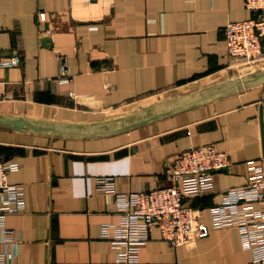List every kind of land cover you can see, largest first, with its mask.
<instances>
[{
	"label": "crops",
	"instance_id": "0c3cea01",
	"mask_svg": "<svg viewBox=\"0 0 264 264\" xmlns=\"http://www.w3.org/2000/svg\"><path fill=\"white\" fill-rule=\"evenodd\" d=\"M251 16L245 0H0V59L21 55L18 64L0 65V112L100 121L160 93L237 77L252 68L229 55L225 28ZM263 133L264 84L105 137L0 126V155L20 166L8 181L25 192V207L6 218L17 256L0 264H123L100 235L122 213L98 177L113 176L119 193L168 185L180 151L212 143L231 164L215 173L212 191L191 199L209 223L222 192L247 184L250 161L264 158ZM139 246L137 264H259L237 227H211L177 247L155 227Z\"/></svg>",
	"mask_w": 264,
	"mask_h": 264
},
{
	"label": "built area",
	"instance_id": "2783aa9c",
	"mask_svg": "<svg viewBox=\"0 0 264 264\" xmlns=\"http://www.w3.org/2000/svg\"><path fill=\"white\" fill-rule=\"evenodd\" d=\"M253 16L229 21L225 28L228 53L248 68L264 65V0H245ZM46 19L45 11L39 12ZM64 57V58H63ZM62 80H68L66 56H62ZM21 55L0 59V65H15ZM231 164L228 152L215 144L192 145L180 151L169 168L170 184L130 193L116 190L113 176L98 177L99 190L115 195L121 210L119 222L101 225L100 235L115 248L116 261L137 264L139 243L150 239L155 227L172 246L187 243L209 234L211 227H237L242 245L251 251L254 261L264 264V158L250 161L247 184L222 192L219 203L209 208L210 222L202 220V211L191 199L215 187V173ZM20 168L17 162L0 155V263L12 262L17 256V240L6 225L9 214L25 207L24 186L11 184L9 173Z\"/></svg>",
	"mask_w": 264,
	"mask_h": 264
},
{
	"label": "water",
	"instance_id": "95a60500",
	"mask_svg": "<svg viewBox=\"0 0 264 264\" xmlns=\"http://www.w3.org/2000/svg\"><path fill=\"white\" fill-rule=\"evenodd\" d=\"M264 84V65L234 78L174 96L136 111L92 122H69L0 112V126L53 137L98 138L129 132L183 111ZM263 128V120H262ZM263 130V129H262ZM264 144V133H263Z\"/></svg>",
	"mask_w": 264,
	"mask_h": 264
},
{
	"label": "rangeland",
	"instance_id": "374dc122",
	"mask_svg": "<svg viewBox=\"0 0 264 264\" xmlns=\"http://www.w3.org/2000/svg\"><path fill=\"white\" fill-rule=\"evenodd\" d=\"M254 68V67H253ZM252 68V69H253ZM175 94L176 93H173L172 95H174L175 96ZM180 94H183L182 92L180 93ZM180 94H176V95H180ZM169 94H166V93H160V94H157V96L156 97H154V98H152V99H148L147 101H145V103H142V102H140V103H138V104H136V105H134L133 106V108H131L130 110H129V113L130 112H133V111H136V110H138V109H142V108H144V107H148V106H151V105H154V104H158V103H161L162 101H164V100H167V99H169V98H172V97H174V96H168ZM169 97V98H168ZM146 103H148V104H146ZM143 104H145V105H143ZM165 186V185H164ZM161 187V186H160ZM154 189V188H153ZM192 205H193V203H192ZM194 207H196V208H200L201 209V211H202V208L201 207H198V206H195V205H193ZM213 206V205H212Z\"/></svg>",
	"mask_w": 264,
	"mask_h": 264
}]
</instances>
